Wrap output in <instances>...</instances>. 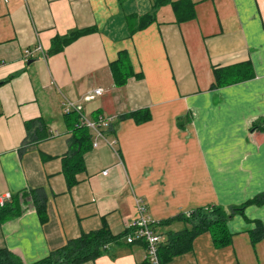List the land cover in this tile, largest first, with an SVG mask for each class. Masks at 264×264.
Masks as SVG:
<instances>
[{
	"label": "crops",
	"instance_id": "0c3cea01",
	"mask_svg": "<svg viewBox=\"0 0 264 264\" xmlns=\"http://www.w3.org/2000/svg\"><path fill=\"white\" fill-rule=\"evenodd\" d=\"M158 1L0 0V195L11 193L24 210L0 225V249L25 264L105 224L123 235L139 217L138 203L162 223L209 205L239 207L264 192V131L253 129L264 119V0H191L196 17L183 23L170 4L179 0ZM148 13L155 22L131 36L128 17ZM87 28L96 32L49 54L54 39ZM38 45L44 54L25 62V49ZM122 51L134 74L118 87L110 64ZM247 62L252 78L212 89L214 68ZM97 88L104 94L83 102ZM65 99L91 120L114 118L97 148L90 132L85 169L71 189L62 172L72 138ZM142 109L148 122L120 120ZM34 119L46 122L50 137L24 145L25 123ZM31 191L47 199L45 223ZM244 214L228 223L231 245L218 249L204 233L166 264H264V239L253 246L249 234L252 222L264 224V205ZM186 227L176 220L155 231L165 238ZM145 258V243L122 240L84 264Z\"/></svg>",
	"mask_w": 264,
	"mask_h": 264
},
{
	"label": "trees",
	"instance_id": "16d2710c",
	"mask_svg": "<svg viewBox=\"0 0 264 264\" xmlns=\"http://www.w3.org/2000/svg\"><path fill=\"white\" fill-rule=\"evenodd\" d=\"M166 3L160 0L155 6ZM176 17V23L188 22L195 19V3L191 0H179L170 3ZM156 20L155 15L145 14L143 16H129L128 26L130 35L143 31ZM96 32L94 28L78 30L65 38H56L53 41L49 54L62 52L75 40ZM115 85L124 86L129 77L133 76L131 64L127 51H122L119 58L110 64ZM214 79L212 89L226 86L233 83L252 78L253 71L249 62L226 68H214ZM66 123L72 128V138L69 143L67 155L63 158L62 172L66 178L68 188L71 189L77 184V175L85 169L84 155L92 145V136L86 126L80 125V117L76 112L65 114ZM132 119L137 124H143L151 119L148 109L136 110L120 116V120ZM26 138L24 145L38 143L50 137L47 124L43 119H34L25 123ZM253 129L264 131V119L253 125ZM40 220L45 223L47 215V199L41 191L30 192ZM252 205H264V192L253 199L245 202L239 207L226 209L218 205L200 207L191 212L179 215L173 219L160 222L159 225H168L173 221L185 222L188 227L179 232H168L166 241L159 247V257L162 264L171 262L174 258L184 255L193 249L194 241L204 233H209L216 248L222 249L232 243L233 234L228 228V223L236 215L245 216L244 211ZM24 210L19 201L12 199L11 202L0 206V225L10 219L18 217ZM247 222H252L245 218ZM255 229L249 232L251 242L255 246L264 239V224L261 221L252 222ZM123 235L114 236L109 227L105 224L100 230L82 234L76 239L67 241L64 247L53 251L50 255L35 264H84L95 261L110 244L123 240ZM0 264H25L20 257L9 249H0ZM142 264H149L144 261Z\"/></svg>",
	"mask_w": 264,
	"mask_h": 264
},
{
	"label": "built area",
	"instance_id": "2783aa9c",
	"mask_svg": "<svg viewBox=\"0 0 264 264\" xmlns=\"http://www.w3.org/2000/svg\"><path fill=\"white\" fill-rule=\"evenodd\" d=\"M35 52L44 54V49L41 45H38L34 49H25L23 53L24 61L28 62L31 58H33V54ZM104 92L105 90L103 88H97L88 92L85 96H83L82 100L83 102H93L99 96L103 95ZM63 109L65 114L76 112L79 115L80 125L86 126L96 138L93 144L95 148L99 146V140L107 141L106 136L113 128L114 118L98 117L96 120H91L84 113L82 104L68 99L64 100ZM107 143L111 145V143ZM12 199L13 196L11 193L0 195V206H4L5 204L11 202ZM138 212L139 217L133 219L127 224L123 241L127 244H133L138 241L145 243V260L148 261L149 264H162L159 257V247L165 241V238L155 231V227L158 225V222L144 216L145 207L141 203H138Z\"/></svg>",
	"mask_w": 264,
	"mask_h": 264
},
{
	"label": "water",
	"instance_id": "95a60500",
	"mask_svg": "<svg viewBox=\"0 0 264 264\" xmlns=\"http://www.w3.org/2000/svg\"><path fill=\"white\" fill-rule=\"evenodd\" d=\"M184 123H181V125H183Z\"/></svg>",
	"mask_w": 264,
	"mask_h": 264
}]
</instances>
